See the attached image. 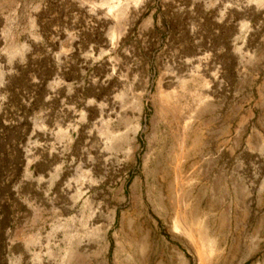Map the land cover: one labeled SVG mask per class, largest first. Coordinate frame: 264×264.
Returning <instances> with one entry per match:
<instances>
[{"label":"rangeland","instance_id":"1","mask_svg":"<svg viewBox=\"0 0 264 264\" xmlns=\"http://www.w3.org/2000/svg\"><path fill=\"white\" fill-rule=\"evenodd\" d=\"M110 2L0 0V264H264V0Z\"/></svg>","mask_w":264,"mask_h":264},{"label":"bare ground","instance_id":"2","mask_svg":"<svg viewBox=\"0 0 264 264\" xmlns=\"http://www.w3.org/2000/svg\"><path fill=\"white\" fill-rule=\"evenodd\" d=\"M119 2H120V0H119ZM119 4L120 3H118V0H112V2H110V4H108V11H107L108 14H111L113 12L116 14V13L120 12V10L118 9Z\"/></svg>","mask_w":264,"mask_h":264}]
</instances>
